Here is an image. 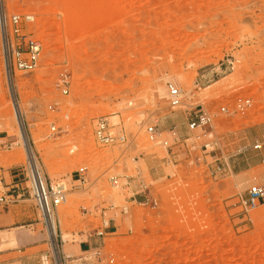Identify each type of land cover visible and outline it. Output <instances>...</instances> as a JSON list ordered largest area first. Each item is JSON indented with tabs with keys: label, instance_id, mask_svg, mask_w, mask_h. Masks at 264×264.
<instances>
[{
	"label": "rangeland",
	"instance_id": "obj_1",
	"mask_svg": "<svg viewBox=\"0 0 264 264\" xmlns=\"http://www.w3.org/2000/svg\"><path fill=\"white\" fill-rule=\"evenodd\" d=\"M0 12L32 16L22 29L43 43L38 67L7 81L0 28V136L11 141L0 169L28 166L32 152L43 177L68 181L36 264H82L81 235L97 228L117 264H264V204L251 223L229 205L264 183L249 148L264 134V0H3ZM226 59L234 67L219 73ZM236 94L251 100L244 113L231 112ZM200 107L211 126L189 129ZM99 116L124 143L96 141ZM151 125L169 147L148 139Z\"/></svg>",
	"mask_w": 264,
	"mask_h": 264
},
{
	"label": "built area",
	"instance_id": "obj_2",
	"mask_svg": "<svg viewBox=\"0 0 264 264\" xmlns=\"http://www.w3.org/2000/svg\"><path fill=\"white\" fill-rule=\"evenodd\" d=\"M23 18L25 20L33 19L30 15H22L17 12H13L9 16H7L5 12H2L0 17V22L4 31L2 37V58L5 76L7 71L10 75L11 71L31 72L38 67L43 43L39 40L40 38L22 29ZM233 67L234 61L232 59H226L219 64L217 70L219 73H225L233 69ZM60 81L64 82L65 80L61 78ZM61 93H67V89L63 87ZM166 99L168 105L172 109L181 104L180 90L171 82L166 84ZM250 105L251 100L249 98L236 94L232 100L231 112L244 113ZM219 110L222 113H230L227 106H221ZM211 121V115L206 112L204 108L200 107L191 112L188 127L189 129L200 128V130H203L206 126H211ZM50 130L52 133L56 132L54 126H51ZM146 132L150 141H158L159 144H163L165 147L170 146L167 140H158L161 132L155 125L148 126ZM169 133L174 136L173 139L176 138V131L174 129H170ZM93 136L96 141L103 146L121 144L126 140L122 132L114 134L110 130L109 122L107 118L103 116H99L94 120ZM249 148L256 151L261 161L264 162V134L255 138ZM75 173L79 181L84 182L86 166L79 167L75 170ZM24 177L27 183L25 189L28 190L35 201L44 228L49 229L57 206L66 199L65 190L59 186L53 185L50 180L43 177L38 167L32 166L29 162L28 166H26V174ZM111 180L113 184L117 183L116 178L112 177ZM230 201L231 203L229 205L236 209L234 214L239 219V222L251 223L252 216L250 211L264 204V183L259 181L250 182L244 189L233 194ZM8 202H10V199L0 194V204H6ZM98 234L103 235V230H100ZM79 261L82 264H117L114 255L108 254L102 256L99 246L93 247L91 251L83 254Z\"/></svg>",
	"mask_w": 264,
	"mask_h": 264
},
{
	"label": "crops",
	"instance_id": "obj_3",
	"mask_svg": "<svg viewBox=\"0 0 264 264\" xmlns=\"http://www.w3.org/2000/svg\"><path fill=\"white\" fill-rule=\"evenodd\" d=\"M9 142L10 138L0 136V145L7 146ZM25 174L26 166L21 164L0 169V194L10 199L0 204V264H36L45 252L46 233L35 201L25 189ZM67 183L59 187L66 191ZM99 231L97 228L81 235L76 251L80 256L97 247V238L102 236Z\"/></svg>",
	"mask_w": 264,
	"mask_h": 264
},
{
	"label": "bare ground",
	"instance_id": "obj_4",
	"mask_svg": "<svg viewBox=\"0 0 264 264\" xmlns=\"http://www.w3.org/2000/svg\"><path fill=\"white\" fill-rule=\"evenodd\" d=\"M1 2L3 3V0H0V5H1ZM1 15H2V12H0V17H1ZM0 28H1V34H2V37H3V26H2V24H1V22H0ZM40 41H42V39H39ZM6 78H7V81L9 80V78H10V75H9V73H8V71L6 72ZM9 83V82H8ZM15 112V111H14ZM16 117L19 119V115H18V112H17V110H16ZM28 159H30L29 160V163L32 165V166H36V167H38L37 166V164H36V162H34L35 161V157H34V155H33V153L31 152L29 155H28ZM55 214H56V212H55ZM55 214H54V216H53V218H52V220H51V226L49 227V229H47V231H48V234H49V236H55V233H56V230H55ZM60 220V219H59ZM213 234V233H212ZM63 239V238H62Z\"/></svg>",
	"mask_w": 264,
	"mask_h": 264
},
{
	"label": "water",
	"instance_id": "obj_5",
	"mask_svg": "<svg viewBox=\"0 0 264 264\" xmlns=\"http://www.w3.org/2000/svg\"><path fill=\"white\" fill-rule=\"evenodd\" d=\"M19 121H20V119H19ZM22 134V136H23V139H24V135H23V133H21Z\"/></svg>",
	"mask_w": 264,
	"mask_h": 264
}]
</instances>
